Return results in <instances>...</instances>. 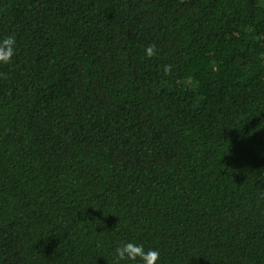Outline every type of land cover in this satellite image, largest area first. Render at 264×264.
Instances as JSON below:
<instances>
[{"label":"trees","instance_id":"trees-1","mask_svg":"<svg viewBox=\"0 0 264 264\" xmlns=\"http://www.w3.org/2000/svg\"><path fill=\"white\" fill-rule=\"evenodd\" d=\"M10 35L0 264H264V0H0Z\"/></svg>","mask_w":264,"mask_h":264},{"label":"clouds","instance_id":"clouds-1","mask_svg":"<svg viewBox=\"0 0 264 264\" xmlns=\"http://www.w3.org/2000/svg\"><path fill=\"white\" fill-rule=\"evenodd\" d=\"M15 50L16 41L13 35L0 39V64H9L15 55ZM145 54L149 58L156 55V46L149 44L145 50ZM164 72L165 74H171L172 65H164ZM159 255L158 250H145L143 245H137L133 242L123 243L115 249L117 264L121 260L128 259L135 261L137 258L142 261V264H156L159 260Z\"/></svg>","mask_w":264,"mask_h":264}]
</instances>
